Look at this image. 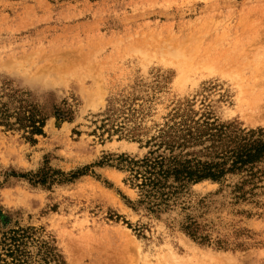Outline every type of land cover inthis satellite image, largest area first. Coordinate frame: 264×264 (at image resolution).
<instances>
[{
  "label": "rangeland",
  "instance_id": "obj_1",
  "mask_svg": "<svg viewBox=\"0 0 264 264\" xmlns=\"http://www.w3.org/2000/svg\"><path fill=\"white\" fill-rule=\"evenodd\" d=\"M3 113L0 230L33 227L32 259L264 264L263 172L149 209L119 159L179 121L264 129V0H0Z\"/></svg>",
  "mask_w": 264,
  "mask_h": 264
},
{
  "label": "trees",
  "instance_id": "obj_2",
  "mask_svg": "<svg viewBox=\"0 0 264 264\" xmlns=\"http://www.w3.org/2000/svg\"><path fill=\"white\" fill-rule=\"evenodd\" d=\"M5 118L3 113L0 122L11 126ZM18 120L28 122L24 126L30 128L29 133H41V121L32 117ZM195 124L177 122L173 143L159 142L156 149L142 159L119 157L122 168L128 171L130 185L138 190V202L147 203L149 209L174 200L190 184L203 180L220 182L227 174H243L248 180L257 173H264V129H245L232 124H214L213 121ZM197 145H202L197 151L201 156L184 151ZM162 147L165 152L155 154ZM33 230V227L0 230V264L64 263L54 252L56 248L46 243L41 245L42 256L32 259L26 243Z\"/></svg>",
  "mask_w": 264,
  "mask_h": 264
},
{
  "label": "bare ground",
  "instance_id": "obj_3",
  "mask_svg": "<svg viewBox=\"0 0 264 264\" xmlns=\"http://www.w3.org/2000/svg\"><path fill=\"white\" fill-rule=\"evenodd\" d=\"M64 66H65V65H64ZM67 67H68V66H66V67H63V66H62V68H65V69H66ZM68 70H69V69H68ZM68 70H67V71H68ZM63 73H65V71H64ZM63 73H62V74H63ZM71 74H72V73H71ZM66 76H67V75H66ZM254 98H255V97H254Z\"/></svg>",
  "mask_w": 264,
  "mask_h": 264
}]
</instances>
